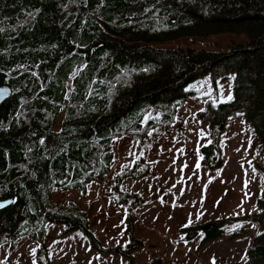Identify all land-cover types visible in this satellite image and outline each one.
<instances>
[{
    "label": "trees",
    "instance_id": "16d2710c",
    "mask_svg": "<svg viewBox=\"0 0 264 264\" xmlns=\"http://www.w3.org/2000/svg\"><path fill=\"white\" fill-rule=\"evenodd\" d=\"M218 33L244 40L226 51L155 45ZM204 74L214 86L233 74L232 99H206L199 118L217 126L243 113L264 147V0H0V86L10 88L0 102V200L13 198L0 210V245L45 237L46 224L58 222L99 247L85 211L54 202L51 191L85 193L114 165L112 140L141 142L149 129L171 126L193 93L186 84ZM153 106L158 117L143 121ZM211 136L202 147L209 166L218 141ZM143 168L138 157L123 176L140 177ZM114 191L126 205L132 199ZM249 218L264 225V201ZM219 224L204 239L219 234ZM247 254L264 264V230Z\"/></svg>",
    "mask_w": 264,
    "mask_h": 264
},
{
    "label": "rangeland",
    "instance_id": "374dc122",
    "mask_svg": "<svg viewBox=\"0 0 264 264\" xmlns=\"http://www.w3.org/2000/svg\"><path fill=\"white\" fill-rule=\"evenodd\" d=\"M243 40V34L218 33L155 45L226 51L231 43ZM232 78L230 74L215 86L208 74L191 80L185 88L193 93L177 108L171 126L149 129L141 142L128 136L114 138V165L85 193L76 188L51 191L54 202L73 201L85 211L99 247L79 229L65 231V224L48 222L45 237L2 242L0 264H212L213 258L215 264H251L245 253L255 233L264 230L249 218L264 201V147L243 113H234L217 126L198 116L206 99L213 104L228 100ZM158 115V106H153L143 121ZM62 116L63 112L55 130ZM211 135L218 136L213 166L199 159L202 147L214 142ZM138 157L145 172L124 177ZM115 185L131 195L127 205L117 198ZM217 224L219 234L204 239L206 228ZM195 226L200 228L193 231Z\"/></svg>",
    "mask_w": 264,
    "mask_h": 264
},
{
    "label": "snow or ice",
    "instance_id": "6c2138e0",
    "mask_svg": "<svg viewBox=\"0 0 264 264\" xmlns=\"http://www.w3.org/2000/svg\"><path fill=\"white\" fill-rule=\"evenodd\" d=\"M4 94H6V90H0V99H2L3 98V96H4ZM232 99V97L231 96H229L228 97V100H231ZM239 115H242V114H239ZM149 135H151V133H149ZM41 143H43V141H41ZM209 143H211V141H209ZM180 153H183V149H180V150H178ZM199 159H203V157L201 156V157H199ZM184 167H187V163H185L184 164ZM196 169H199L200 168V164H199V162H197V164H196ZM190 179V178H189ZM161 202L163 203L164 201H163V199H161ZM5 207V204H3V203H0V209H2V208H4ZM191 222V221H190ZM188 225H185V227H187ZM241 225H236V227H240ZM181 239H183V237H181ZM35 254V250H33V255ZM246 256H247V253H245V258H246ZM212 264H215V259L213 258V261H212Z\"/></svg>",
    "mask_w": 264,
    "mask_h": 264
},
{
    "label": "water",
    "instance_id": "95a60500",
    "mask_svg": "<svg viewBox=\"0 0 264 264\" xmlns=\"http://www.w3.org/2000/svg\"><path fill=\"white\" fill-rule=\"evenodd\" d=\"M0 90H6V94H4L3 98L0 99V102H2L5 98H7L9 96L10 88L6 85H3V86H0ZM12 200H13V198L3 199V200H0V203L5 204V207H6L12 202ZM2 209H0V210H2Z\"/></svg>",
    "mask_w": 264,
    "mask_h": 264
}]
</instances>
